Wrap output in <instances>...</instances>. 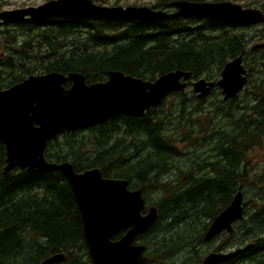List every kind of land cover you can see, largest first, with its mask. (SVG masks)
<instances>
[{
    "label": "trees",
    "instance_id": "trees-1",
    "mask_svg": "<svg viewBox=\"0 0 264 264\" xmlns=\"http://www.w3.org/2000/svg\"><path fill=\"white\" fill-rule=\"evenodd\" d=\"M173 1L162 0L158 8H171ZM259 1L257 9L264 12V0ZM185 21L51 19L49 59L43 74L81 73L88 84L107 81L110 71L154 81L183 70L191 72L192 78L185 92L172 94L178 97L173 110L159 112L165 101L143 117L119 116L93 128L64 132L48 143L45 156L52 163H71L78 173L97 168L105 178L127 180L131 189H143L149 203L150 194L159 197L151 204L158 207L165 230H150L155 239L147 244L148 264L169 263L176 252L182 253L185 264H200L205 253L201 248L207 245L204 236L212 221L238 192L245 196L246 190L257 187L263 196L254 204L245 202L244 217L227 242L228 248H249L227 264H264V169L256 174L251 158L254 152L264 151V77L252 85L253 107L245 106L235 115L231 105L237 104L239 96L220 101L221 107L215 112L220 119L218 127L209 136L203 129L211 126L213 116L208 117L207 124L202 122L199 115L205 113L201 107L205 100L196 99L190 89V82L206 76L211 79L213 69L218 75L240 56L247 65L258 62L263 69L264 56L261 50H248L250 42L245 34L210 40L205 27L213 31L219 23L205 21L193 29ZM21 81L16 78L6 86L0 84V90ZM70 86L68 82L66 88ZM123 128L133 138L129 147L124 142H111ZM85 131L93 134L82 137ZM201 134L202 145L212 144L215 154L205 157L197 150L185 153L181 145L197 149ZM6 161V147L0 141V264H35L61 253L67 259L60 264H93L79 208L61 173L30 174L15 169L4 174ZM252 206L256 208L253 214ZM237 232L242 233L239 240H235ZM31 236L36 238L33 245H29Z\"/></svg>",
    "mask_w": 264,
    "mask_h": 264
},
{
    "label": "water",
    "instance_id": "water-1",
    "mask_svg": "<svg viewBox=\"0 0 264 264\" xmlns=\"http://www.w3.org/2000/svg\"><path fill=\"white\" fill-rule=\"evenodd\" d=\"M177 11L168 13L150 7H108L93 0H51L38 7L6 11L0 20L6 23L51 19H90L111 22H159L168 19H207L234 26L264 24V12L245 8L230 1L189 2L176 0ZM264 49L257 43L251 51ZM191 72L176 70L154 81L110 71L108 80L88 84L81 73L67 75L52 72L31 76L0 92V141L6 147L7 165L4 174L15 169L30 174L59 172L66 179L83 222V231L93 264H147L143 246H133L139 234L145 233L158 218V209L142 212L146 202L142 189L130 190L127 180L105 178L97 169L76 172L69 162L52 163L45 153L50 141L64 132L93 128L119 116L143 117L158 108L172 95L185 92ZM71 86L66 88V84ZM248 83L244 58L231 60L215 83L204 78L193 81L198 99L210 96L218 86L225 101L237 98ZM244 195L238 192L231 204L212 222L204 240L209 242L224 231L232 233L234 223L244 217ZM119 241L111 239L121 230L129 229ZM249 248L234 252L213 253L203 264H221L241 255ZM65 254H57L42 264L61 263Z\"/></svg>",
    "mask_w": 264,
    "mask_h": 264
},
{
    "label": "rangeland",
    "instance_id": "rangeland-1",
    "mask_svg": "<svg viewBox=\"0 0 264 264\" xmlns=\"http://www.w3.org/2000/svg\"><path fill=\"white\" fill-rule=\"evenodd\" d=\"M47 1L48 0H15L11 4H9V7L13 8V7L39 6V5L46 3ZM49 1H51V0H49ZM224 1L206 0L204 2L213 3V2H224ZM93 2L98 4V5L108 6V7H125L126 8L129 6H135V7H150V8H154V9H160V8H158L159 5L163 4L162 0H93ZM230 2L240 4L245 8H256V9L259 8L258 4H261V2L259 0H241V1H230ZM1 7L2 6L0 5V8ZM205 21L206 20L197 21V19H186L185 24H187V25L191 26V28L195 29L196 27L203 25V23ZM205 28H209V27H205ZM206 30L207 31H205L206 32L205 34L208 36V38L210 40L217 39L219 37L245 34V37L250 42L248 44V50L249 51H251V47L253 45H255L257 43L264 42V25H262V24L251 25V26H226L225 25V26H220V27H218V29L213 30V31L208 30V29H206ZM83 32H84V34L87 33L86 30H84ZM86 36L87 35H83V38H85ZM183 37L184 36H182L180 39H182ZM261 52H262L261 55L264 56V49H262ZM244 65L247 69V77H248V72L251 71V76H250V72H249V76H250L251 81L248 82L246 89H244V91L237 98V100H238L237 104L233 103L231 105L232 110H233L235 115H237L238 112H241L245 106L253 107L255 105V99L251 95V90L253 89L252 85L256 83V81L258 80L259 77H264V68L262 69V67H259L258 62L256 63V65H253V64L251 65L250 63L247 65L246 62L244 61ZM253 68H254V71H252ZM258 72L260 74H257ZM209 76L211 77V79L210 78L208 79L207 76L204 77V79H206L208 81H213L216 83L220 80L221 73H219L217 75L216 70L213 69L210 72ZM190 89L191 90L193 89L192 86L190 87ZM214 92H212L209 97L204 99L205 101L203 104H201V107L205 110V113H203L202 115H199L202 122L205 124H207V122H208V117L213 116V118H212L213 122L210 124L211 126L208 129H203V132H205L206 135H208V136L212 133V129H214L215 126L218 127V121L220 119L216 118L215 112L217 111L218 107H221V106H219L220 101L224 100V97L222 95L221 90L219 91L218 89H216ZM218 92H220L221 95H219ZM177 102H178V97H176L175 95H171L166 100L165 107L163 109H160L159 112L160 113H163V112L167 113V112H169V111H167L168 109L173 110V106L177 105L178 104ZM120 131H121V133L113 135V139L111 140V142L112 143L124 142L129 147V144L133 140L132 136L126 135V133L124 132V128L121 129ZM92 134L93 133L90 131H85L81 134V136L82 137H89ZM197 139H198V143H196V145L198 147L197 149L190 148L187 144L181 145V148L184 149L185 153H188V152L193 153L195 150H197L200 153H203V155L205 154L204 155L205 157H207L208 155H211V154L212 155L215 154V152L211 151V147L213 146L212 144H209V142H206L205 146L202 145V144H204L202 134L199 137H197ZM207 141H208V139H207ZM132 144L136 147L135 143H132ZM134 146H133V148H134ZM136 150H137V148H135L133 150L134 153H136ZM205 152H208V153H205ZM191 157H192V154H191ZM251 158L253 159V165L256 166V169H257L256 174H258L262 169H264V151L259 150V151L254 152L252 154ZM194 159L196 161H201L196 156H194ZM262 181L264 183V178H262ZM259 196H263L262 192L257 187H252L251 189L245 191L244 200H245V202H253V204H254L255 201L258 202L260 200ZM158 198L159 197L154 193L149 195V199H150L151 203L157 202ZM253 206L250 208L251 214H253V212L256 209ZM241 236H242V233L237 232L235 240H239L241 238ZM225 241H227L229 243L230 238H228V237L220 238L219 240L215 241L212 244H207V245L202 246L201 249L203 252H208V251H211L212 249H214L215 246L223 244ZM35 242H36V238H34L32 236L29 237V245H31V244L33 245ZM42 261H44V260H41L35 264H41Z\"/></svg>",
    "mask_w": 264,
    "mask_h": 264
},
{
    "label": "flooded vegetation",
    "instance_id": "flooded-vegetation-1",
    "mask_svg": "<svg viewBox=\"0 0 264 264\" xmlns=\"http://www.w3.org/2000/svg\"><path fill=\"white\" fill-rule=\"evenodd\" d=\"M14 1L15 0H0V5L2 6L0 8V14L3 12H6V11H15V10L27 9V8H31V7H38V6L13 7V8L9 7V4H11ZM156 10H163V9L160 8V9H156ZM164 11H167L168 13H173V12H176L177 10L171 6V8L168 7ZM180 19L186 20L184 18H180ZM196 19H197V21L206 20L208 22H212V21H209L207 19H201V18H196ZM49 21H50L49 19L43 20V21H31V20H29V18H27L23 22L6 23V22L0 20V84H2V86H6L7 84L11 83L12 80H14L16 78H21L22 79L21 82H23L25 79H28L31 76L44 75L43 73H41V70H42V68H44L43 66H45L47 64L48 59H49L48 58L49 52L47 49V44L49 42V32H50ZM128 23H130V22H128ZM212 23H219L218 24L219 27L225 26V25L226 26H234V25H230L227 23H223V22H212ZM262 25H264V24H262ZM206 29H208V28H206ZM30 71L33 73H31ZM194 81H196V80H194ZM21 82H19V83H21ZM19 83H17V84H19ZM14 85H16V84H14ZM14 85H11L9 87H4L2 90H0V92L13 87ZM191 85H193V81L191 82ZM217 88H219V87L216 86L214 91ZM220 90H221V88H220ZM194 94L196 96V99H198L197 94L195 92H194ZM198 100L203 101L204 99H198ZM129 189L134 191V190H138V189H142V188L131 189V186L129 184ZM143 194H144V191H143ZM144 199H145V196H144ZM145 202H146V208L142 212L143 216L147 215L150 208H152V207H156L158 209L157 206L149 203L146 199H145ZM159 218H160V211L158 209V218L154 222L153 226L150 227V229L148 231H146L145 233L139 234L133 242V246L145 247V251H144L143 255L145 257H148V258H149V255H148L149 251L147 249V244L152 242L153 239H155V237L152 235V233L151 234L149 233L150 230L153 227H156L157 229L161 228L162 230H165L163 225H161V221H159ZM240 221H237L234 223V226H233L234 229L237 227V225ZM211 225H212V223H211ZM209 228H208V230H209ZM129 230H130V228L121 230L116 236H114L111 239V241L112 242L119 241L128 233ZM83 233H84V231H83ZM234 233H235L234 230L232 233L224 231L221 234H219L217 237L212 239L211 241L205 242V240H204V242L206 244H212L215 241L219 240L220 238L228 237L230 235H233ZM227 244H228L227 241H225L223 244L215 246V248L212 249L211 251L205 252L200 264H203L205 259L213 253L228 254V253L234 252L235 250L239 249V248H232V247L228 248ZM241 248H243V247H241ZM239 256H237V257H239ZM182 257H183L182 253L176 252L174 255H172L171 258L168 259L169 263L165 262V264H170V263H172V264H185V262L187 260L184 259V257L183 258ZM237 257L232 258L229 261H226V262L221 263V264H227L228 262L236 259ZM66 259H67V257L61 263L66 262ZM161 259H163V257H161ZM44 261H42V262H44ZM149 261H150V258H149ZM149 261H148V263H149ZM42 262H41V264H42ZM56 264H60V263H56Z\"/></svg>",
    "mask_w": 264,
    "mask_h": 264
},
{
    "label": "bare ground",
    "instance_id": "bare-ground-1",
    "mask_svg": "<svg viewBox=\"0 0 264 264\" xmlns=\"http://www.w3.org/2000/svg\"><path fill=\"white\" fill-rule=\"evenodd\" d=\"M191 83V82H190ZM213 92H214V90H213Z\"/></svg>",
    "mask_w": 264,
    "mask_h": 264
}]
</instances>
